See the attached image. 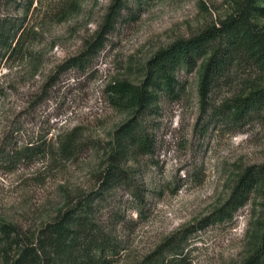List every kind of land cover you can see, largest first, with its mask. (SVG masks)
Segmentation results:
<instances>
[{"label": "rangeland", "instance_id": "rangeland-1", "mask_svg": "<svg viewBox=\"0 0 264 264\" xmlns=\"http://www.w3.org/2000/svg\"><path fill=\"white\" fill-rule=\"evenodd\" d=\"M111 3L0 0V25L22 19L12 49L0 51V223L35 235L68 208L84 214L88 232L103 237L102 251L89 252L88 235L71 223L59 248L46 250L49 264H84L89 254L104 264H136L181 229V264H264V178L241 206L225 204L243 170L264 165V106L242 107L245 96L264 88V0L246 8L251 28L213 37L193 66L174 67L172 92L155 72L141 113L108 102L106 84L140 85L158 50L219 28L243 0H120L107 18ZM98 34L101 45L88 65L67 69L65 60ZM216 47L228 59L201 101L200 74ZM130 97L127 91L122 102ZM132 117L151 144L149 153L124 162L142 199L96 180L117 128ZM74 126L91 147L77 161L55 160V135ZM28 146L39 152L19 158ZM6 246L0 241V264H7ZM6 248L18 252L14 244Z\"/></svg>", "mask_w": 264, "mask_h": 264}, {"label": "trees", "instance_id": "trees-1", "mask_svg": "<svg viewBox=\"0 0 264 264\" xmlns=\"http://www.w3.org/2000/svg\"><path fill=\"white\" fill-rule=\"evenodd\" d=\"M120 0H112L109 7L107 18L111 15L114 7ZM252 0H243L244 7L241 8L234 16L227 19L221 24L219 28H207L202 30L197 35L187 39L176 40L165 48L158 50L146 63L147 72L144 81L135 87H131L126 82H109L105 86V92L108 102L112 105H122L129 103L135 106V112L141 113L148 102L150 101L151 93L148 87L154 84L153 75L158 71L160 81L163 89L173 91L176 82L173 77V69L179 64L185 67H191L195 61L204 53V45L213 37L220 36L227 32L238 31L241 25H246L251 28V23L248 21L246 8L253 7ZM257 10H262L257 7ZM9 24V23H8ZM22 26V19H19L17 24L2 23L0 25V51L2 49L10 51L12 49L11 39L14 38L18 28ZM14 27V28H13ZM101 35H96L94 40L88 42L84 48L75 56H71L65 60L64 65L66 68H77L88 65L100 44ZM249 38H254V33L249 31ZM238 45L241 41L235 40ZM17 42V41H16ZM260 43V41H258ZM234 45L233 42H230ZM263 47V45H260ZM229 49V48H228ZM4 54V51L1 55ZM228 57L226 51L219 48H214L208 58L206 59L200 74L198 91L201 101L205 99L208 88L212 84L214 78L223 72ZM131 94L127 102H122L123 95L126 92ZM242 107L244 109L258 108L264 106V88L253 90L243 98ZM116 145L107 156V162L104 169L97 177L98 186L103 189L109 188H125V190L133 193L137 199H142L138 192V187L132 183L129 178V172L132 169L126 168L124 165L125 160L129 156H136L137 154H147L151 151L150 137L141 126L137 117H132L126 122L121 124L116 130ZM54 141L56 143L54 151V159L77 161L81 156V152L86 150L89 142L84 139L78 127L74 126L67 131H62L55 135ZM18 157H28L32 153L39 151H32L28 146L25 150H19ZM29 152V154H28ZM2 153L0 152V160H2ZM264 178V165L257 167H246L238 177L235 185L233 186L229 198L225 204L230 205L232 210H235L242 205L246 199V194L255 185L258 180ZM138 196V197H137ZM79 202V201H78ZM73 208H68L57 215L54 220L47 222L40 227L35 235H20L16 226L11 223H0V241L4 244L7 243L8 249L14 244L17 249L15 255H9L5 248L3 252L4 263L7 264H49V256L47 249L59 248L63 239L69 237L72 229L69 224L79 226L84 229L85 235H88L86 242L87 250L89 252H101L103 249V237H96L88 232L86 226L88 220L82 215H73ZM229 212L227 216L230 217ZM184 229L178 230L167 236L162 242L158 243L152 250L146 253L136 264H181L180 249L182 242L185 238ZM22 234V233H21ZM264 242V233L261 243ZM41 255L43 258L41 259ZM84 264H104L101 262L100 256L89 254Z\"/></svg>", "mask_w": 264, "mask_h": 264}]
</instances>
